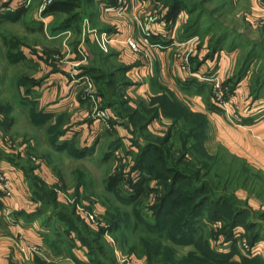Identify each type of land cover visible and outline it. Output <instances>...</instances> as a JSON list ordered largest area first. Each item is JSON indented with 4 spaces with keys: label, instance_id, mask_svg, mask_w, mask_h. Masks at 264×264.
<instances>
[{
    "label": "rangeland",
    "instance_id": "374dc122",
    "mask_svg": "<svg viewBox=\"0 0 264 264\" xmlns=\"http://www.w3.org/2000/svg\"><path fill=\"white\" fill-rule=\"evenodd\" d=\"M47 1L18 0L13 4V7L25 8L22 21L1 23L0 19V91H6L10 83L13 82L6 79V69L3 65L4 31L11 32V35L6 34L8 39L23 36L22 38L28 43L24 47L29 48V51H33L32 41L38 43L40 48L48 44L46 43L47 39L53 36L50 32L48 35L47 27L44 31L38 30L36 25L35 28L33 27V21H45L44 18L47 14L43 15L42 11L40 14L39 11ZM185 1L188 4L192 1L200 2L202 0ZM4 3L0 0V5L3 8L8 6H3ZM198 8L201 10L199 13L204 15L203 20H199V23L192 21L197 13V10H194L187 12L188 17L183 24L184 30L188 27L196 30L194 41L187 42L186 39H183L184 41L180 45L167 44L170 50L166 66L164 69L161 68V75H158L160 74L158 71L157 76L150 79L149 91L151 95L148 99L149 105L146 106L149 108L147 116L153 113L152 122L157 123L153 132L160 136L155 139L156 137L151 138L144 135V140L152 139L154 141L152 143L161 144L166 130L174 122L172 125L174 137L169 139L167 147L168 149L170 146L173 147L172 149L175 148V153L172 150L169 155L165 154L166 146L161 147L159 154L162 155V158L158 163L164 170L172 165L176 173H179L178 171L182 173L175 180L176 184L183 183L184 187L190 188L193 179H189V177L195 174V167L201 166L200 180H205L209 189L212 187V190L217 193L235 195L237 203L241 201L243 205L248 199L264 203V172L252 162L231 153L226 138L232 129V135L229 138L234 145L233 139L238 138L239 128L244 126L245 129H250L247 124L252 118L246 119L245 116L255 117L256 122L264 120V0H204V2L198 3ZM5 10H1L0 16ZM151 12L159 14L160 11L156 8ZM52 15L54 21L52 25L54 26L59 20L57 18L60 17L57 14ZM26 23L32 28H25ZM222 31L225 33L218 40V35ZM71 33L72 41L78 40L79 33L74 31ZM150 36H152L151 32L148 41L154 46L142 42L141 32L139 36L138 34L130 36L141 49L140 52L135 53H139V57L146 62L151 60V50L155 46H163L151 42ZM68 39L67 37L65 39L67 46L69 45ZM214 46L216 48H213ZM62 47H65L64 44ZM16 51L17 49L13 50V53ZM220 51L222 55L218 58ZM223 56L227 57L222 58ZM222 59L226 60L222 61ZM13 66L9 68L8 72L13 74L14 79L16 75L22 73L30 75L32 69L35 68L33 63L27 61ZM220 66H222V70ZM244 67L246 72L242 70ZM242 79V83L239 84ZM12 86L15 88L13 84ZM14 92L11 90L12 95ZM95 93L97 92L95 91ZM12 107L13 115H15L17 105ZM14 117L12 125L5 132L10 133L11 137L32 139L33 145L28 142V146H26L29 158H25V162L37 163L39 167L41 165L47 167L44 169H47L48 174L57 179L53 191L63 201L60 206L74 212L73 222L75 220V224H79L90 239L94 236H101V239L94 238L95 242H92V246L106 260H111V255L117 257L118 254L119 257L141 260L145 264H194L196 262L193 252H191L195 250L194 244H177L169 233L165 236L160 235V237L151 233L149 228L151 222L154 221V216L149 206L154 201L153 193L143 195L130 203L123 202L126 183L129 182L127 179L130 176L139 175L140 172L131 168L134 162L132 158L126 162L125 165L128 166H123L122 161L127 156L126 152L134 147L133 144L138 141L143 142V137L131 135V139L123 143L126 147L129 146V149L126 150L122 147L118 149L119 154L117 155H113L112 152L106 156V151L109 149H104L100 145L98 149H94L93 153L87 152L88 155L85 154L87 156L77 158L71 154L74 150L54 149V140L49 141L47 138V124L35 127L26 119H23L25 121L23 122L20 117L15 120ZM196 123L200 130L199 137L189 138L183 147L179 146L178 133L185 134L192 128L191 125ZM234 131L235 134H233ZM253 145L256 146V142H253ZM179 147L186 148L184 154L179 151ZM130 154L132 155V153ZM159 154L155 152L154 155ZM154 155L150 153L148 157ZM152 161L151 163H154L157 160L153 159ZM192 163L195 166L190 169L189 165ZM118 173L123 176L124 181L119 182L114 189L109 188L107 181ZM168 174L172 175L171 172ZM155 185H158L159 193L164 191L163 186ZM67 187L78 189L82 197L76 198L75 191L72 193ZM44 193L50 196L48 190L44 189ZM199 196L197 193L196 199ZM51 206L53 205L51 204ZM135 207L143 213V220H135L132 214ZM44 208L45 206L40 205L36 209L35 215L43 212ZM52 211L51 209L49 212L50 219H60L52 215ZM177 211L166 220L167 230L171 234L182 225V219L178 216L182 210ZM221 211L223 210L221 209ZM118 212L131 216L129 215L124 221H119L114 217ZM206 213L208 214V211ZM204 218L206 219V215ZM203 221L197 226L199 230L195 242L207 241L210 246L215 247V250L221 254L224 253L222 256L226 257L228 262L223 264H264V246L256 244L252 248L241 227H237L233 235L240 237L233 241V237L226 239L220 231L223 226L221 220ZM63 227V225L60 226L61 229ZM154 240L162 248L160 251H152L151 259L146 252L153 245Z\"/></svg>",
    "mask_w": 264,
    "mask_h": 264
},
{
    "label": "crops",
    "instance_id": "0c3cea01",
    "mask_svg": "<svg viewBox=\"0 0 264 264\" xmlns=\"http://www.w3.org/2000/svg\"><path fill=\"white\" fill-rule=\"evenodd\" d=\"M17 1L2 0L3 3L5 2L3 6L8 5L3 8L6 9L4 12L15 10L16 7H13V4ZM117 1L113 0L114 4H112L118 5ZM109 2L110 0H100L97 14L92 18L83 19L76 48L72 41L71 29L58 33L50 32L53 37H49L46 41L48 44L41 48L38 43L32 41L31 48L34 52L25 48L24 45H28L27 41L22 38L23 36L17 35L18 37H14L18 45L17 51L23 57L16 63H10L7 59L8 49L3 42L5 76L7 80L10 79L13 82L6 91H0V99L3 98L2 100L11 106V115L15 116L14 120L20 117L23 122H25L23 119H26L35 127L47 124V138L49 141L54 140V149L74 150L71 154L77 158L87 156V152L93 153L94 149H98L100 145L104 149L118 147L115 145L117 141H120L117 150L122 147L129 149V146L126 147L123 144L124 141L128 142L132 135L130 127L124 124L126 119L122 113L125 107H136L138 102L149 105L150 79L156 77L158 71L166 66L170 50L167 44L180 45L183 39L187 40L194 36V34L192 36L183 34V24L188 17L187 12L181 10L173 20H168L166 19L168 7L160 0H127L122 14L104 11L102 8ZM43 8L44 4L39 11L40 14ZM156 8L160 12L157 18L149 23L152 37L154 40L168 43L161 47L155 46L151 50V60L146 62L139 57V53L130 49L125 39L131 35L139 36L140 31L135 18L142 19L144 15L153 14L151 11ZM51 15L47 14L44 18L46 22L33 21V27L35 28L36 25L40 31H44L47 27L49 35V28L53 29L54 23L53 15ZM23 17L24 14L17 21L1 17L0 19L1 23H16L22 21ZM25 28L32 27L26 23ZM93 31H104L114 37V40L107 44L105 50L98 49ZM3 34L7 38L6 34L11 35V32L4 31ZM65 36L69 38L70 46L66 45ZM62 44L65 47H62ZM221 53L220 51L218 58L221 57ZM23 61L33 63L35 68L30 75L22 73L16 75L14 79L13 74L8 72L9 68ZM220 67L222 70V66ZM89 69L112 73L114 79L117 78L118 82L123 83L122 91L127 98L123 97L125 101L120 103L111 93L100 95L96 82L91 78L97 92L95 103L109 109L111 119L108 128L101 121L91 118L94 102L83 96L82 77L86 74L80 75V73ZM161 73L160 71L158 75ZM242 81L243 79L239 84ZM10 88L15 91L14 95L11 94ZM104 100L107 102L103 105ZM16 105L17 109L13 115L12 106ZM245 118H252L247 124L250 129L241 126L238 138L233 139L234 145L229 138L232 135V129H230L229 136L226 137L227 144L231 153L252 162L264 172V120L256 122L255 117L250 115ZM156 124L151 122L148 130L153 132ZM28 142L33 145L32 139L11 137L10 133L7 134L0 128V184L3 177L10 185L9 195H4L0 191V264H92L87 246L75 236L73 231L70 229L67 231L68 227L66 228L65 224L55 220L45 223L44 215L48 212L28 217V214L35 213L36 209L42 205V198L45 199L40 189L42 187L53 189L57 184V179L44 169L47 167L25 162V158H29L28 147H26ZM253 142H256V146ZM133 146L126 152V158H123L124 165L131 160L137 149L134 144ZM68 189L72 193L75 191L76 198L82 197L78 189L70 187ZM56 200L58 202L61 200L59 203L63 202L57 195ZM246 208L249 211V221L261 234L257 244L264 246V203L248 199ZM61 225L64 226L62 229ZM239 227L244 230L243 226ZM115 258H117L115 264H145L141 260L119 257L118 254Z\"/></svg>",
    "mask_w": 264,
    "mask_h": 264
},
{
    "label": "trees",
    "instance_id": "16d2710c",
    "mask_svg": "<svg viewBox=\"0 0 264 264\" xmlns=\"http://www.w3.org/2000/svg\"><path fill=\"white\" fill-rule=\"evenodd\" d=\"M99 1L100 0H51L50 3H48L42 10V14H57L60 18L55 27L53 26V29L49 28V32H61L66 31L67 29H71L72 31L76 33H80L81 31V23L83 19L86 17L92 18L95 16L98 12L99 8ZM106 1V0H103ZM162 3H164L168 7V12L166 15V19L173 20L176 15L181 11L184 10L186 12H192L194 10H197V13L194 15V18L192 19L193 22L199 23V20L203 19V14L199 13L201 10L198 8V3L204 2V0L200 2L192 1L191 3H186L185 0H160ZM113 0H110L109 4L107 3L106 6L113 5ZM192 7H189L191 6ZM104 6V7H106ZM103 7V8H104ZM102 8V9H103ZM25 12V8L19 7L15 10H9L4 12L0 17L6 20L10 21H17L22 16V14ZM202 17V18H201ZM42 25V23H41ZM42 28V26H41ZM55 33V34H56ZM223 33L221 32L218 35L219 38L223 37ZM183 34L186 36H192L193 34H196V30L190 29L188 27L186 30L183 28ZM217 40V41H218ZM150 41L159 43L161 45H166L168 42H160L157 39L154 40L152 36H150ZM4 44L7 46V59L10 63H16L18 62L23 55L19 53V51H16V53H13V50L17 49V41L13 39H8L6 37L3 38ZM78 41H74V46H76V43ZM217 46V45H215ZM213 48H216V47ZM76 48V47H75ZM98 49H101L99 46H97ZM82 68V67H81ZM243 71L246 70L244 67L242 69ZM87 72V73H86ZM86 72H81L80 75H89L97 84V87L99 89L100 95H108L111 93L115 96V98H118L119 102L125 101L123 97H125V93L122 91L123 89V83L118 82L117 78L114 79V76L112 73H104L103 70H88ZM246 72V71H245ZM25 82V81H23ZM122 97V99H120ZM127 98V97H125ZM106 100L103 101V105L106 104ZM108 104V103H107ZM146 105L143 103L138 102L136 108L132 107H125L122 115L125 117L126 122H124L125 126L130 127V131L132 135H135L136 137H143V142L138 141L136 144H134L137 147V152L133 153L132 161L133 166L131 168L135 169L136 172H140L139 175H135L134 177H131L127 180V187L125 191V195L123 198V202L130 203L134 200L142 197L143 195H150L154 194V201L151 203L149 208L153 212L154 221L150 224V231L155 236L160 237V235H166L169 233L170 236H172V240L176 242L177 244H194L195 250L191 251L193 252L194 261L199 263L194 264H223L224 262H228V259L226 257L222 256L224 253L221 254V252L215 250L212 245L210 246L207 241H202L200 243H196L195 239L198 235L199 228L197 227L198 224L205 220V221H214V220H221L222 221V228L221 232L224 234L226 239H231L233 237V241H235L238 237H234V232L239 226H243L245 230V234L248 237L247 241L248 243L254 247V245L257 244L258 240L261 237L260 231L255 229V225L249 221V211L246 208V204L243 205V202L240 201V203H237V198L235 195H227L226 193H217L216 191L212 190V187H207V183L205 180H200V172H201V166L199 167L196 163L195 167V174L190 175L189 179H193L191 187H184L181 183L176 184L175 180L177 177L182 174L180 171L179 173H176L174 167L171 165L167 169L164 170V168L160 167L159 161L162 158V155L160 153V148L166 146L165 154H168L171 152L173 147L170 146L168 149L167 143L170 138L174 137L172 126L174 122H172L171 126L166 130L165 135L163 136L161 144L152 143L151 140H144L146 137H156L160 136L158 134H153L148 130L149 124L153 121L154 115L153 113L147 116L149 113V108H145ZM13 123V117L11 115V106L4 102L2 99H0V128L2 131H8L9 127ZM191 129L186 131L185 134L178 133L179 136V146L182 147L187 143V140L189 138L199 137L200 130L198 129V123L191 125ZM195 130V131H194ZM145 135V136H144ZM134 138L132 139V141ZM154 142V141H153ZM132 143V142H131ZM185 143V144H184ZM133 144V143H132ZM115 145H120V141H117ZM112 147V146H111ZM109 149L106 153V156L113 152V155H117L118 150L117 148ZM115 149V150H114ZM186 148L179 147V151H181L182 154H184ZM85 152V151H84ZM156 154L159 155H154ZM175 153V150L173 151ZM150 153H152L154 156H150ZM150 158V159H149ZM183 158V157H182ZM185 158V157H184ZM183 158V159H184ZM155 159L156 162H153L152 160ZM194 162V159H192ZM128 166V165H123ZM194 163L189 165V168H193ZM132 169V171H133ZM168 172H171L172 175H169ZM131 175V174H130ZM138 176V177H137ZM175 178V179H173ZM154 180L156 181L154 183ZM121 181H124L123 176L118 173L113 175L109 181H107V186L109 188L114 189V187ZM187 181V179H186ZM151 182H153L151 184ZM198 183L199 185H197ZM154 184V185H153ZM164 187V191L159 193V187L158 185ZM149 186V187H148ZM44 189L48 190L50 193V196L47 195V193H44ZM42 197H45V199L42 198V205L45 206L43 212H39V214L47 213L45 216L44 222H50L51 220L58 221L61 224H65L67 231L69 229L75 233V236L79 238L86 246L87 251L89 252L90 261L92 264H115L116 258L114 255H111V260H106L98 250L92 246V242H95V239H101V236L95 237L90 239L87 232L85 230H82L80 228L79 224H75V220L73 222V211H70L66 207H61V203H59L56 200V194H54L53 189H48L42 187L40 189ZM159 193V194H158ZM198 193L199 198L196 199V194ZM135 203V202H134ZM51 204L53 206H51ZM210 208V212H209ZM51 209L53 210V214L58 218H52L50 219V213ZM182 210L179 213V218L182 219V225L180 228L177 229V231L173 232L172 234L167 230L168 229V223L166 220L169 219V216H172L173 214H176L177 210ZM221 209L223 211H221ZM202 210H205L204 212H201ZM216 210V211H214ZM208 211V214L206 213ZM132 214L137 221L143 220V213L139 211L137 207H135L132 210ZM203 217H202V215ZM130 214L123 215L122 213L118 212L116 216V220L124 221L128 218ZM206 215V219L204 216ZM35 216V213L28 214V217ZM131 216V215H130ZM74 218V217H73ZM204 218V219H203ZM204 222V221H203ZM197 224V225H196ZM183 226V227H182ZM220 229V228H219ZM103 232V229L101 230V233ZM244 234V235H245ZM224 237V238H225ZM163 238V237H161ZM105 244V243H104ZM212 244V243H211ZM167 246V245H166ZM168 247V246H167ZM161 245L157 243L156 240L153 241V245L148 249L146 252L147 256L149 255V258L152 259V251H160ZM99 253V255H97ZM96 254V255H95ZM111 254H113L111 252Z\"/></svg>",
    "mask_w": 264,
    "mask_h": 264
},
{
    "label": "built area",
    "instance_id": "2783aa9c",
    "mask_svg": "<svg viewBox=\"0 0 264 264\" xmlns=\"http://www.w3.org/2000/svg\"><path fill=\"white\" fill-rule=\"evenodd\" d=\"M51 0H48L47 3H50ZM47 3H44V7L46 6ZM118 5H110V6H106L104 7V11H115L118 14H122L125 11L126 5H127V0H118L117 1ZM3 9V7H1L0 5V13L1 10ZM157 18V14H148V15H144V17L142 19L140 18H135L138 28L141 32V40L143 43L147 44L149 46H154L149 44L148 41V37L150 35V30H149V23L151 21H154ZM93 36L94 39L97 43V45L102 49L105 50L107 48V44L111 41L114 40V37L109 36L108 33L102 31V32H98V31H93ZM196 38V36H192L189 39H187V42H193L194 39ZM125 43L130 47V49L134 52H140V47L138 45V43L132 38V37H127L125 39ZM83 83H84V92H83V96L85 98H88L89 100H91L92 102H94V107L93 110L91 112V118L94 120H98L101 121V123L106 127H110V119H111V115L109 112V109L105 106H99L95 103V99H96V93H95V85L93 80L91 79V77L84 75L83 77ZM1 176V175H0ZM0 191L4 194V195H9L10 192V185L8 183V181L1 177V184H0ZM91 218V216H90ZM247 247V245H245Z\"/></svg>",
    "mask_w": 264,
    "mask_h": 264
}]
</instances>
